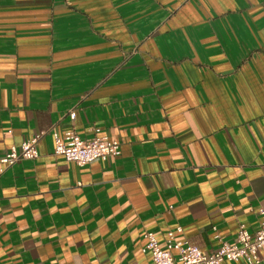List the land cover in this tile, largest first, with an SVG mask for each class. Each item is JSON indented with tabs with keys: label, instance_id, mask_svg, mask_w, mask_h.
I'll use <instances>...</instances> for the list:
<instances>
[{
	"label": "crops",
	"instance_id": "1",
	"mask_svg": "<svg viewBox=\"0 0 264 264\" xmlns=\"http://www.w3.org/2000/svg\"><path fill=\"white\" fill-rule=\"evenodd\" d=\"M95 130L118 157L54 155L53 134ZM41 133L0 175V264H152L147 232L204 253L254 234L264 0H0V161Z\"/></svg>",
	"mask_w": 264,
	"mask_h": 264
},
{
	"label": "built area",
	"instance_id": "2",
	"mask_svg": "<svg viewBox=\"0 0 264 264\" xmlns=\"http://www.w3.org/2000/svg\"><path fill=\"white\" fill-rule=\"evenodd\" d=\"M71 113L70 117L73 118ZM43 133L24 141L17 149L12 147L9 153L1 159L3 168L11 167L20 160H33L38 157L36 149ZM54 155L63 157L65 161L85 166L94 161H107L120 155V143L106 137H99L95 130L94 137L82 140L73 131L59 137L53 134ZM258 229L254 234L249 233L243 226L239 228L233 243L220 240L216 251L204 253L186 240L177 238L181 228L169 232L165 240L160 243L151 232L144 234L145 244L141 249L143 254L149 255L152 264H222L224 262L243 261L246 264H264V211H258ZM259 253L262 257L259 256Z\"/></svg>",
	"mask_w": 264,
	"mask_h": 264
}]
</instances>
